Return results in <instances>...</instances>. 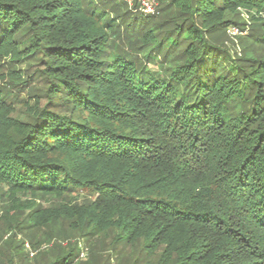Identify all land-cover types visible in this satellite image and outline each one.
<instances>
[{"label": "trees", "instance_id": "1", "mask_svg": "<svg viewBox=\"0 0 264 264\" xmlns=\"http://www.w3.org/2000/svg\"><path fill=\"white\" fill-rule=\"evenodd\" d=\"M101 5L0 0V58L41 62L48 85L32 122L13 117L10 90H0L5 195L94 197L61 212L89 233L117 227L127 241L163 247L158 264H264V61L242 65L208 39L235 25L228 17L239 8L264 14V0L164 4L161 12L177 7L182 19L151 54L166 48L168 59L183 48L161 78L137 54L110 52L120 24ZM22 32L31 37L24 46ZM146 33L138 48L154 39ZM251 35L264 44V34ZM236 98L242 107L233 113ZM48 212L30 217L43 225Z\"/></svg>", "mask_w": 264, "mask_h": 264}, {"label": "rangeland", "instance_id": "2", "mask_svg": "<svg viewBox=\"0 0 264 264\" xmlns=\"http://www.w3.org/2000/svg\"><path fill=\"white\" fill-rule=\"evenodd\" d=\"M94 1L100 5L103 2L110 3L108 6L101 5L102 12L105 11L115 18L117 24H120V28H117V32L111 36L113 47L110 52L112 54L119 50L137 54L144 66L157 78L164 77L166 72L180 64L178 60H175V56L182 51L183 47L174 52V55H170L168 59L164 58L166 48L159 53L151 54L155 42L160 41L176 26L175 23L182 19L178 15L177 7L160 11L162 6L170 0L160 1L159 12L155 15L142 13L135 3L131 5V0ZM129 12L131 13L129 17L118 18L117 14ZM148 16L153 17L145 18ZM228 18H232L236 24H231L230 27L209 36L210 42L227 49L232 58H236L242 65H253V60L257 59L264 61V44L262 45L261 40L255 35H251V33L257 36L264 34V27L261 25L264 14L256 10L248 11L239 8L236 13H230ZM133 19H137L135 28L133 25L126 28ZM233 26L238 28V33L230 31ZM134 29H140V34L131 32ZM144 30L150 31L154 39L149 45L138 48L147 42H144L145 34H147ZM135 35L136 39L140 38V41H130L129 36ZM30 38V35L22 32L16 39L24 46ZM42 68V63L39 61L18 63L10 62L8 58H0V90L2 88L10 90L11 95L8 100L14 107L13 117L32 122L37 108L41 109L47 105L48 98L45 93L48 85L40 76ZM231 69L236 70L235 67ZM13 70H21L22 77L10 76L9 73ZM229 106L230 112L238 113L242 107V100L236 98ZM7 189L6 184H0V264H52L61 255H65L62 260L65 264H69L71 259H73L72 264H89L90 262L93 264H158L163 247L154 251L144 248L146 241L142 238L127 241L121 237L120 229L117 227L98 229L89 233V230L75 228L72 225L73 219L65 217L61 212L64 204L90 203L94 197L77 195L78 192L65 196L42 193H17L11 196L5 195ZM33 207L50 210L46 213L51 218L48 223L36 225L33 222L30 217ZM53 210L58 213L57 216L53 217L50 214Z\"/></svg>", "mask_w": 264, "mask_h": 264}, {"label": "built area", "instance_id": "3", "mask_svg": "<svg viewBox=\"0 0 264 264\" xmlns=\"http://www.w3.org/2000/svg\"><path fill=\"white\" fill-rule=\"evenodd\" d=\"M161 0H131V5L135 3L138 9L146 15H155L159 12V3ZM232 33H238V28L233 26L230 28Z\"/></svg>", "mask_w": 264, "mask_h": 264}]
</instances>
